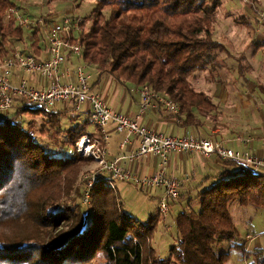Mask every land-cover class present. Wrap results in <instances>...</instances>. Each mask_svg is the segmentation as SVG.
Listing matches in <instances>:
<instances>
[{
  "label": "trees",
  "instance_id": "16d2710c",
  "mask_svg": "<svg viewBox=\"0 0 264 264\" xmlns=\"http://www.w3.org/2000/svg\"><path fill=\"white\" fill-rule=\"evenodd\" d=\"M224 2L96 0L73 40L83 47L79 58L100 76L149 86L180 106V122L200 128L205 125L201 116L216 119L219 103L192 79L217 69L224 46L215 33ZM10 6H17L15 0H0V59L11 56L17 50L11 45L24 37L23 27L5 20ZM40 28L33 30L36 54ZM239 59L243 73L250 66L243 64L244 56ZM10 111L13 115L0 121V225L24 223L28 230L21 237L0 232V264H228L231 253L215 248L225 239L231 248L253 255L252 264H264L262 249L246 251L230 210L234 201L264 208V172L224 160V171L205 179L213 181L176 216L177 233L162 256L154 244L162 215L141 221L127 213L117 186L106 183L109 176L101 178L90 203L83 202L81 177L93 157L77 146L91 135L88 115L71 116L75 122L65 129L66 110L18 104ZM26 112L40 116L42 123L26 124Z\"/></svg>",
  "mask_w": 264,
  "mask_h": 264
},
{
  "label": "built area",
  "instance_id": "2783aa9c",
  "mask_svg": "<svg viewBox=\"0 0 264 264\" xmlns=\"http://www.w3.org/2000/svg\"><path fill=\"white\" fill-rule=\"evenodd\" d=\"M5 20L14 19L18 25L33 30L41 21L32 20L19 6H10L6 10ZM82 17L69 16L46 31L48 40V58H43L35 51L16 50L11 56L0 59V112L12 110L18 104H30L57 110L60 104H70L74 110L80 111L87 107L90 122L101 128L102 138L108 140L107 126L112 122L114 129L125 133L126 139L122 146L130 142L131 136L139 140V146L127 157L131 161L150 155L160 159V168L149 175L140 176L130 169L120 165L121 158L108 160V150L99 137L85 135L78 142V150L92 156L97 163V169L85 175L83 188V202L90 203L94 189L101 183L105 175L110 177L106 183L117 186L115 179L133 180L142 190L151 188L162 189L159 197L158 210L162 216H168L171 206L180 198L182 181L166 171V165L171 153H188L210 157L217 155L223 160L239 161L255 171L264 172V157L252 153L250 150H236L227 147L224 141L207 138L195 134L172 136L156 132L143 126L141 115L145 112L151 99H156L171 113L179 114L180 106L163 94L154 92L145 85L141 89L143 103L139 115L133 117L114 111L102 94L95 90L91 83V74L87 71V64L81 63L74 67L64 66L67 53L80 57L83 47L80 42L73 40L81 31ZM38 75L45 82L36 87L28 79L14 81V69ZM241 142H249L242 136L237 137ZM101 145V146H99Z\"/></svg>",
  "mask_w": 264,
  "mask_h": 264
},
{
  "label": "rangeland",
  "instance_id": "374dc122",
  "mask_svg": "<svg viewBox=\"0 0 264 264\" xmlns=\"http://www.w3.org/2000/svg\"><path fill=\"white\" fill-rule=\"evenodd\" d=\"M15 2L32 20L41 21L38 42L42 48L41 50L47 48L46 31L49 27L62 22L69 16L85 18L96 6V0H15ZM108 13L109 11L106 12L107 15H109ZM88 25L86 24V27ZM24 29L23 39L15 42V46L18 51H33V28L27 26ZM215 39L219 40L224 46V50L220 53L216 63L217 69L201 71L200 75L194 78V83L198 89L206 90L210 88L213 91L212 95L219 103L216 119L206 118L207 124L211 126L217 122V125H219L218 122L224 121L225 124L230 126H237L242 124V121L248 116L246 105L248 101L253 99L255 93L259 97L256 104L259 106L261 103L264 104V0H225L218 14ZM16 47L13 46L12 49L16 50ZM241 55L246 58L243 64L245 65L244 62H246L250 66L246 72L244 71L245 73L243 72L244 74L240 72L239 57ZM80 62L82 61H78V63ZM17 68L19 67H16L14 72L21 69ZM95 70L91 68L90 71ZM30 73H25L29 80L34 74L31 73L30 75ZM94 73L97 74V71ZM229 93H234L235 101L241 100L239 105L236 102L234 103L230 97L224 99V96ZM247 94L253 97L245 96ZM240 97H243V99H240ZM63 110H66L67 114L62 120V126L67 129V127L74 124L75 121L71 120V116L75 114L70 108ZM13 113V111L0 113V121L6 116L13 115ZM22 120L26 124L30 121H36L39 125L43 121L40 116L31 112L24 113ZM88 129L95 136H99L101 133L100 129L92 123L88 125ZM207 136L216 139L220 137L213 134ZM61 137H67L65 132L61 134ZM44 139L48 141V135H45ZM78 147L80 146L78 145L77 149ZM80 153L89 156L84 152ZM91 163H94L95 166ZM91 163L84 167L82 181H84L86 174L97 169L94 158ZM182 176L178 178L183 179ZM196 176L198 175L196 174L195 179H193L195 186L193 188L187 186V189H190L188 191L181 190L180 198L172 205L177 207L171 209L168 216H162L163 218L158 223L154 244L162 256L168 255L177 233L176 216L183 208L188 206V199L201 190L198 186L200 181L197 184L195 181L201 180L204 176ZM115 184L120 193L124 210L127 213L141 221L148 220L151 214L159 213L155 201L150 199L148 195V192L156 188H151L149 191L142 190L136 186L135 181L120 178L115 179ZM230 210L239 229L240 237L246 244V251L260 248L264 252V208L255 205L242 206L238 201H234L230 205ZM27 230L24 223L16 226L0 225V232L11 237H21ZM215 248L217 251L231 253L228 264H252L254 259L253 255L250 257L247 254L248 252L244 253L242 248H231L227 239L217 245L215 244Z\"/></svg>",
  "mask_w": 264,
  "mask_h": 264
},
{
  "label": "crops",
  "instance_id": "0c3cea01",
  "mask_svg": "<svg viewBox=\"0 0 264 264\" xmlns=\"http://www.w3.org/2000/svg\"><path fill=\"white\" fill-rule=\"evenodd\" d=\"M13 46L16 47L15 44L11 45L12 48ZM39 56L43 58H48V48H46L45 50H41ZM78 61L82 60L79 57L67 53V60L65 61L64 66L74 67L78 64L83 63V61L80 63H78ZM87 65V71L89 74H91V83L94 89L102 94V96L106 99V101L114 111L121 112L123 114L130 115L133 117L139 115L141 105L143 103L141 89L144 86H136L131 82L123 84L114 79L113 77L107 76L106 74L100 76L98 71L97 74L94 73L96 70L93 72L90 71L93 66L89 64ZM200 72H198L196 76H199ZM25 73L28 72H25L21 69L14 72V81L18 82L22 78L29 80V78L25 76ZM196 76L192 79L193 83L194 78H196ZM29 81L36 87H41L45 82L44 80L39 79L35 74H33V77ZM206 90L210 94L213 93L210 88H207ZM234 96V93H229L224 96V99L230 97L234 103L236 102L239 105V102H241V100L238 99L237 101H235ZM245 96H248L249 98L253 97H251L250 94H247ZM240 99H243V97H240ZM258 99L259 97L257 93H255L253 99L251 101H248L246 105V111L248 112V116L242 121V124H239L237 126H230L229 124H225L223 121L218 122L219 125H217L216 127H212L213 124L211 126L207 124V119L203 116H201V118L205 121L204 126L200 128L191 125L187 126L178 120V115L180 113L174 114L169 112L164 107V105L159 103L156 99H151L150 104L147 106L145 112L141 115L140 122L143 126L147 127L148 129H151L156 132H162L172 136H184L192 133L207 138H214L208 137L207 135H218L220 136L218 139L224 141L227 147L229 148L242 151L250 150L252 153L264 157V104H260V106L262 107L256 104V100ZM70 106V104H60L57 110H63L64 108L66 109ZM80 111L81 113H76V111L73 110V113L75 115L81 114V116H89L86 106L83 107ZM223 126L226 127L223 128ZM99 129L101 131V128ZM107 131L109 134L107 141L103 140L102 131L99 136H95V134L93 133H91V135H93L90 136L99 137L103 140V144L108 150V160L113 161L115 159L121 158L120 165L122 167L130 169L133 172L138 173L140 176L149 175L160 168V159L152 155L145 158H138L133 161L127 158L130 153L137 149V147L139 146V140L135 136H131L130 142H127L124 146H122L123 141L126 139V134L117 132L114 129V125L112 124V122L108 124ZM221 133L223 135L222 137ZM239 136H242L245 139H250V141L241 142L237 138ZM91 164L95 166L94 163ZM225 167L226 165L224 160L219 158L217 155L204 157L203 155H190L188 153H171L169 155V160L166 165V171L170 175L177 178L183 175V179L179 178L182 181V190L188 191L190 189H187V186L191 188L195 186L193 179H195L196 174L198 175L196 177L204 176L201 180L195 181L196 184L200 181L198 186L203 189L204 187L209 186V184L213 181V179H205H207L208 177H216L218 174L224 171ZM162 192V189L159 188L148 192L150 199H153L155 201L156 208H158L159 197ZM176 207L177 206H173L171 209L173 210Z\"/></svg>",
  "mask_w": 264,
  "mask_h": 264
}]
</instances>
